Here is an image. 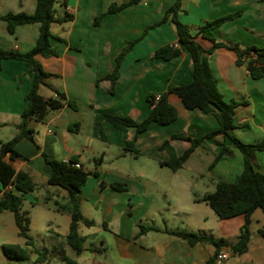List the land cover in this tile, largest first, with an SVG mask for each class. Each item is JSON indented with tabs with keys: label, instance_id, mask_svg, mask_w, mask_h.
<instances>
[{
	"label": "crops",
	"instance_id": "obj_1",
	"mask_svg": "<svg viewBox=\"0 0 264 264\" xmlns=\"http://www.w3.org/2000/svg\"><path fill=\"white\" fill-rule=\"evenodd\" d=\"M124 1L66 0L61 11L55 8L60 16L65 12L72 14L71 20L60 23L65 30V42L56 39L62 37L52 30L53 23L59 22L51 23L50 30L54 37L50 41L56 49V55H36V58L44 70L54 74L45 79L46 84L73 100L77 109L65 105L49 113L45 122L29 121L28 125L34 129L33 138L39 148L36 149L26 137H22L15 145L20 153L15 168L26 171L37 187L46 185V193L42 197L44 201L41 202L47 206L50 200H54L56 212L64 215L57 217L63 220L65 228L62 232L59 231L58 222H46V227L42 229L44 243L40 252L43 254L39 255L29 234L33 220L31 216L27 217L32 245H25L14 216L12 223L2 220L1 251L4 243H17L29 251V257L25 260L8 258L3 254V259L12 261L9 264H205L213 254L214 246L201 242L190 245L185 238L169 231L191 230L233 241L231 238L237 236L243 223L242 215L220 219L211 208V212L205 208V202L197 200L213 191L218 180L232 181L242 171V153L228 137L217 135L207 138L204 145H197L193 149L183 166L176 171L167 168L171 171L165 172L163 167L167 166L160 163L169 156L160 147L164 140H170L177 155L190 146L187 140L171 139L172 134L182 133L194 138L217 130L218 122L213 114L186 109L180 98L170 93L168 100L177 110L174 121L165 125L152 122L145 131L137 134L133 127L117 130L108 122L101 121L105 136L101 138L95 124L96 114L106 112L127 115L140 121L150 110L146 99L149 93L159 95L171 86L191 81L190 54L177 42L175 25L167 19L150 28L134 44L119 67L114 93L108 92L110 81L99 78L114 68L118 51L126 41L140 36L147 26L159 22L174 2L142 0L117 12L106 13L98 25L94 24V19L109 5ZM35 6L36 0H0V16L7 12L32 13ZM181 6L178 18L189 27L192 34H196V40L205 49L210 48L212 42L198 34L199 27L206 20L238 10L241 11L238 17L213 30L216 41L237 44L241 49L252 43L264 46V2L261 0H181ZM38 30L39 23L34 22L18 25L13 33H9L6 22L0 19V47L27 51L35 43ZM164 44H176L180 54L169 60L153 57L155 50ZM207 58L223 98L238 102L233 115L236 125L233 134L246 143L261 141L264 138V77L252 78L244 65L236 64V55L230 49L215 48ZM30 80L31 73L21 60H1L0 127L6 129L8 135L0 142L9 140L18 132L16 124L26 105L25 95ZM39 93L44 97L53 96V91L47 85H41ZM76 121L79 122L78 131L72 132L68 126ZM134 137L138 154L158 162V166L139 167L135 172L142 187L124 178L126 172L117 162L119 156L130 153H123V148L126 141ZM216 140H222L229 151L224 152L210 167L222 147ZM111 146L121 151L114 154L113 159L105 161ZM42 152L62 161L76 157L77 163L86 171H90L85 167L86 162L93 160L94 170L98 171L95 180L82 185L83 197L79 205L83 215L93 224L101 223L104 232L80 234L84 238L80 253L68 254L66 246L71 247L65 236L71 217L67 211L58 208L65 201L66 192L47 184L51 169ZM99 158L101 160L97 162ZM252 163L256 170L264 173V149L253 152ZM111 171L114 174H110ZM181 176L183 180H179ZM205 178L210 179L211 186L202 187L200 192L194 191L198 181ZM100 182L104 186L101 187ZM113 182L125 183L127 189H113L110 187ZM152 186L165 193L164 199H156L151 192ZM39 190L36 188L24 194V201L37 204L40 200ZM21 211L27 212L24 207H21ZM94 213L100 214L99 218L92 216ZM140 225L155 226L159 230L139 234ZM261 230L264 232V214L256 209L251 215L247 250L232 253L227 247H222L227 248L229 255L221 264H264V235ZM15 233L22 240L9 239L8 236ZM85 241H88L87 244H84Z\"/></svg>",
	"mask_w": 264,
	"mask_h": 264
},
{
	"label": "trees",
	"instance_id": "obj_2",
	"mask_svg": "<svg viewBox=\"0 0 264 264\" xmlns=\"http://www.w3.org/2000/svg\"><path fill=\"white\" fill-rule=\"evenodd\" d=\"M55 1L36 0L35 10L32 13L23 11L7 12L0 16V19L6 22L9 33H13L18 25L39 23L37 38L29 50L20 51L13 48L0 47V67L2 59H18L25 64L28 72L31 73L30 87L25 95L26 105L20 112V121L16 124L18 132L9 140L0 142V211L8 210L13 212L19 234L25 239V245H32L33 243L28 234L29 219L26 213L21 211V207L24 201V194L34 191L37 188V184L26 171L15 168V163L20 157L15 145L22 137H26L38 149L39 147L33 138L34 129L28 125L29 121L45 122L49 113L57 111L65 105L77 109V105L73 100L67 98L63 92L46 84L45 79L54 74L44 70L36 58V55L48 57L56 54L50 41L54 37L50 30L51 23H63L72 19V14L68 12L61 16L56 15ZM141 1L126 0L119 4L113 3L94 19V24L98 25L100 19L106 13L117 12L126 6L137 4ZM261 1L264 2V0ZM62 4L65 5L66 0ZM180 11H182L181 0H174L159 22L147 26L140 36L126 41L125 45L115 56L114 68L99 78V80H109L108 92L113 94L115 82L119 76V67L126 54L133 48L135 43L145 36L150 28L170 19L175 25L177 42L182 44L190 54L192 61L190 70L191 81L171 86L159 95L149 93L146 99L150 105V110L140 121H136L127 115L106 112L96 114L95 120L102 139L105 136L102 133L101 121L108 122L117 130L133 127L136 134L145 131L152 122L162 125L169 124L177 118V110L168 100V94L170 93L178 96L186 109H198L214 115L218 122V129L213 132L194 138L182 133L171 135V139L187 140L190 143V146L180 155L174 152L173 147L170 145V140H164L160 147L165 149L169 156L167 160L160 161V163L172 171H176L183 166V163L197 145H204L207 138L217 135H221L223 138L228 137L242 153L243 168L240 174L236 175L232 181L218 180L213 191L207 192L197 199L205 202L220 219L238 215L243 216V223L239 227L235 239L230 241L224 237L215 238L210 234L191 230L169 231L175 236L185 238L190 245L201 242L214 246L215 250L208 257L205 264H215L216 255L222 247H227L232 253H242L247 250L250 238L251 215L256 209H260L264 214V173L256 170L252 163L253 152L264 149V138L259 142L246 143L233 134V129L236 127L233 115L238 102L235 100L226 101L223 98V95L218 90L217 79L208 63L207 55L215 48L224 47L230 49L236 55V64L244 65L249 75L256 79L264 77V46L258 47L252 44L241 49L237 44L228 45L216 41L213 30L221 24L238 17L241 14V11L238 10L206 20L199 27L198 34L212 42V46L205 49L196 40V34H192L189 27L178 18ZM56 39L65 42L63 38L56 37ZM69 46L75 48L73 45ZM179 54L180 48L176 44H164L155 50L153 57L169 60ZM41 85H47L53 91V96L44 97L41 95L39 93ZM78 128L79 122L71 123L68 126V129L73 132L78 131ZM134 140L135 137L126 141L123 153H138V150L134 147ZM216 141L222 147L220 152L215 155L210 167L222 157L224 152L229 151V147L225 146L222 140ZM42 155L51 169L47 184L60 187L66 192L65 201L58 205L59 209L67 211L71 217L68 232L65 236L66 242L75 253H80L83 250L84 238L79 234L78 227L80 224L86 226L93 224V221L83 215L79 205L80 199L83 197L81 186L87 181L90 172L84 170L81 166L75 167L73 165V163L77 162L76 157H72L68 161H62L49 157L45 152H42ZM100 160L99 158L97 162ZM93 174L98 176V171L94 170ZM100 186H104V183L100 182ZM110 187L119 190L127 189L126 184L122 182L110 183ZM139 227V234L149 230H159L155 226L140 225ZM261 233L264 235L262 230ZM2 251L6 257L12 259L25 260L29 257V251L26 247L17 243L2 244ZM38 254L41 255L43 253L39 252Z\"/></svg>",
	"mask_w": 264,
	"mask_h": 264
},
{
	"label": "rangeland",
	"instance_id": "obj_3",
	"mask_svg": "<svg viewBox=\"0 0 264 264\" xmlns=\"http://www.w3.org/2000/svg\"><path fill=\"white\" fill-rule=\"evenodd\" d=\"M54 7L57 10L61 11L63 9L62 0H56L55 4H54ZM62 14H64V13H62ZM56 15L60 16V14L58 12L56 13ZM52 26H54L52 30L55 33H57L58 35H60L64 39L65 30L62 27V24L53 23ZM257 45L258 44H256V46ZM258 47H261V46L258 45ZM54 49H55V47H54ZM55 51H56V49H55ZM52 56H54V55H52ZM95 118H96V115H95ZM76 122H78V121H76ZM72 123H74V122H72ZM95 124H96V120H95ZM7 135H8V131L6 129H3L2 127H0V139H6ZM120 151L121 150H119L117 147L111 146L110 149L107 152V157H106L105 161H109V160L113 159V155L117 154V153L119 154ZM117 162L120 165H122V168L124 169L123 171L126 172V173L123 174V177L127 178L128 181L133 182L134 185L140 186V187H142V182L139 180L138 176L135 174V172L137 170H139V167L158 166V162L157 161L149 159V158H147V157H145L143 155H139L138 153L134 154L132 152L127 153V154H125L123 156H119ZM85 167H87L90 170L89 171L90 174H89V176L87 178L88 179L87 181L95 180L96 176L93 174V171L95 169V164H94L93 160H88L86 162V164H85ZM163 168H164L165 172H170L171 171L170 169H167L168 167H163ZM103 173H105V171H103ZM110 174H114V172L111 171ZM164 176H167V175H164ZM167 178H170V177L167 176ZM179 180H183V176L179 177ZM45 186L46 185H40V186L38 185V187H37L38 189H40L39 190L40 191V198H39L40 200H39V202L37 204L32 205L29 202V200H28V201H24L23 205H22V207H24V209L27 210L26 215L27 216H31L32 219H33L32 220V226H30L31 230H30L29 234H30V236L33 239L34 246L37 249V253H39L41 251V247H42V245L44 243V238L42 236V229L46 227V222L48 220H50L52 222H58L59 231L63 232V229L65 228V223L63 222V220L62 219H58L59 217H57V216H64V215H61V214L56 212V207L57 206L54 204V200H50L48 202L47 206L43 205V203L41 202V201H44V199L42 197L46 193ZM87 186L89 188L90 187V183H88ZM210 186H211L210 179H206L205 178V179H203L201 181H198V185L194 188V191L200 192L201 191L200 189H202V187L204 188V187H210ZM151 192L154 193V195H155V197H156V199L158 201L164 199L165 193L163 191L159 190V189H156L155 186H152ZM129 194H130V197L133 199L134 196H131V192ZM168 195H169V196H167L168 198L171 197L169 192H168ZM204 206H205V208L207 210H209L211 212V209H210V207L208 205H204ZM12 216H14V215H13V212H11V211H8V210L0 211V228H1V221L2 220H5L6 222L10 221L12 223L13 222V217ZM92 216H94L96 218H99L100 214L94 213ZM168 218H169V221H170V216ZM100 231L104 232L101 223L93 224L91 226H80L78 228L79 234H86V233L88 234V233L100 232ZM8 237H9V239H14V240H17V241L18 240H22V238L17 233L10 234ZM231 239L234 240L235 238L233 237ZM1 241H2V238H1V233H0V243H1ZM87 242L88 241H85L84 244H87ZM66 247L68 249V254L72 255L74 251L72 249H70L68 246H66ZM3 254L4 253L1 251V248H0V264H9L8 262H12V261H8L6 259H3L4 258Z\"/></svg>",
	"mask_w": 264,
	"mask_h": 264
},
{
	"label": "built area",
	"instance_id": "obj_4",
	"mask_svg": "<svg viewBox=\"0 0 264 264\" xmlns=\"http://www.w3.org/2000/svg\"><path fill=\"white\" fill-rule=\"evenodd\" d=\"M73 165L75 167H79L80 166L79 163H77V162L73 163ZM228 255H229V253H228L227 248L221 249L216 255L215 263L221 264L225 259H227Z\"/></svg>",
	"mask_w": 264,
	"mask_h": 264
}]
</instances>
